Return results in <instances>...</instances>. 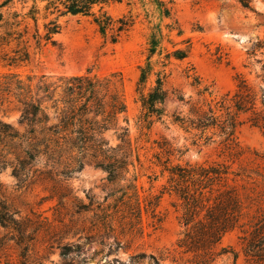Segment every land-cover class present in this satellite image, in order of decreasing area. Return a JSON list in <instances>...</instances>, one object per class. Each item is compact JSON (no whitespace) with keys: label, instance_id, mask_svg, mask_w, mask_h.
<instances>
[{"label":"rangeland","instance_id":"rangeland-1","mask_svg":"<svg viewBox=\"0 0 264 264\" xmlns=\"http://www.w3.org/2000/svg\"><path fill=\"white\" fill-rule=\"evenodd\" d=\"M160 1L168 15L150 0L110 2L104 10L114 19L126 16L133 22L114 44L101 36L91 17L62 14L61 5L60 12L46 9V0H13L9 8L2 9L8 20L10 13L23 17L35 6L37 24L26 18L17 28L23 35L20 44L14 41L0 50V83L8 74L26 82L29 79L32 87L40 81L57 83L86 73L109 77L126 106V112L118 116V125L127 129L133 154L128 172L115 181L102 168L87 164L67 180L58 177L61 182L18 184L9 164L12 157L5 151L0 165V211L6 208L16 224L3 227L0 223V264H195L194 255L177 247L182 211L178 197L163 190L168 174L162 172L159 162L166 159L171 165L224 163L230 173L246 169L251 179L237 181L245 186L243 199L249 203L248 196L257 198L252 210L255 203L264 204V181L259 176L264 175L261 130L248 123L236 129L242 155L234 158L224 152L218 136L209 143L195 142V132L187 133L172 124L173 115L188 111V105L178 102L175 95L195 103L198 89L204 87L211 93L204 98L216 101L226 94L232 96L245 80L257 92L260 107L264 0H250V8H243L237 0ZM50 21L57 23L58 33L53 35V43L43 40L37 47L35 30L43 36ZM152 35L159 45L150 57L145 93L155 86L161 72L169 98L162 104L161 120L141 128L142 108L136 89ZM17 49L29 53L28 61L10 67L8 58ZM177 49H188L187 58H164ZM195 77L199 87L194 86ZM19 108L15 97L0 88V121L21 133L25 125L19 121ZM119 133H105L110 146L120 143ZM41 167L39 161L33 168ZM66 245L71 252L61 256ZM220 248L228 252L211 264H250L242 255L237 231L227 233Z\"/></svg>","mask_w":264,"mask_h":264},{"label":"trees","instance_id":"trees-1","mask_svg":"<svg viewBox=\"0 0 264 264\" xmlns=\"http://www.w3.org/2000/svg\"><path fill=\"white\" fill-rule=\"evenodd\" d=\"M13 0H0V50L14 41L19 45L22 34L19 25L33 17L37 9L33 6L29 13L21 17L17 12L10 13L5 20L3 8H9ZM42 1V0H41ZM46 9L63 7L62 14L91 17L102 37L116 43L132 26V20L126 16L114 19L104 8L113 0H46ZM163 8L165 15L169 11L160 0H150ZM243 8H250V0H237ZM21 17L22 20H18ZM26 29V27H25ZM42 36L36 28L33 38L37 47L42 41L53 43V35L58 33V25L50 21L45 25ZM26 34L27 32L24 31ZM149 56L145 67H140L137 81V93L142 113L138 119L141 128H149L154 121L164 115L162 104L169 98L164 89L161 72L156 76L155 86L145 93L148 76L151 73L150 57L156 53L159 40L151 36ZM7 65L17 66L28 61L29 53L20 49L12 51ZM8 56L7 53L4 54ZM188 56V49H177L164 58L182 61ZM165 66V65H164ZM264 68V67H263ZM195 87L200 81L195 77ZM260 107H257V92L245 80L241 81L237 91L224 95L220 100H206L204 95L211 93L208 88L198 89L199 100L191 103L181 95H175L178 102L188 105L186 113L173 115L172 124L187 133L195 132L196 141L209 143L215 136L228 157H240L241 149L236 142V129L244 123L261 130L264 134V75ZM2 92L11 94L17 100L20 109L19 121L25 125L23 132L15 131L9 124L0 121V165L6 155L12 157L10 166L12 175L18 184L43 182H61L58 177L67 180L74 171L84 165H94L107 172L111 181L118 180L128 172L133 150L128 139L127 129L119 127L118 116L126 112V106L109 77L91 76L89 73L59 79L57 83L40 81L34 87L31 81L21 80L16 74L3 76L0 83ZM241 116H246L244 120ZM155 118V120H154ZM120 131V143L110 146L105 133ZM41 168H33L36 163ZM162 172L168 174L163 190L178 197L181 206L180 226L182 228L177 247L185 254L195 256V264H211L217 257L228 252L219 245L223 237L232 231L238 232V241L242 255L250 264H264V204L255 203L256 197L243 199V184L251 176L241 168L230 173V167L224 163L171 165L169 159L159 162ZM3 167L0 166V170ZM233 175V179L229 176ZM263 178L264 175H259ZM232 181V184L229 183ZM0 211V223L3 227L16 224L6 208ZM78 249V247H77ZM71 247L61 248V256H67ZM234 258L237 254L234 253Z\"/></svg>","mask_w":264,"mask_h":264}]
</instances>
